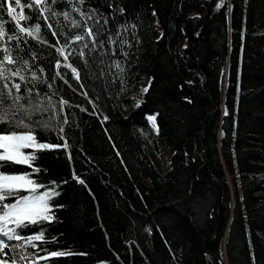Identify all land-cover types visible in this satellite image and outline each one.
<instances>
[{
  "label": "trees",
  "instance_id": "obj_1",
  "mask_svg": "<svg viewBox=\"0 0 264 264\" xmlns=\"http://www.w3.org/2000/svg\"><path fill=\"white\" fill-rule=\"evenodd\" d=\"M219 2L89 0L81 11L96 8L106 16L108 33L89 51L91 38L75 30L89 46L84 59H69L80 88L51 47L57 39V47L65 43L52 31L74 34L68 24L81 19L71 10L75 0L51 9L69 12L68 21L44 13L52 29L22 0L29 19L21 23L39 22L48 44L22 37L21 55L42 56L37 63L48 69L45 76L56 70L49 61L61 59V74L76 89L59 78L54 83L72 104L60 114L75 122L71 131L66 126L69 149L38 152L35 162L47 169L34 174L39 183L59 185L51 202L63 207L53 209L56 219L44 236L57 237L44 245L48 251L69 254L56 264H264V0H224L216 9ZM0 19L6 34L16 31L6 12ZM71 48L81 50L76 42ZM146 77L151 82L137 105ZM148 115H156V133ZM163 147L172 151L165 170L157 159ZM21 169L31 171L23 165L0 170ZM30 249L31 257L46 255ZM4 251V258H15Z\"/></svg>",
  "mask_w": 264,
  "mask_h": 264
},
{
  "label": "snow or ice",
  "instance_id": "obj_2",
  "mask_svg": "<svg viewBox=\"0 0 264 264\" xmlns=\"http://www.w3.org/2000/svg\"><path fill=\"white\" fill-rule=\"evenodd\" d=\"M88 2L89 0H75V6L71 9L73 12L79 13L81 17L80 20L71 19L68 24V28L74 34H69L63 28L59 34L52 31L53 36L62 35L65 37L64 44L57 47L56 45L60 43L57 39L56 44L51 47L60 57H63L64 67L71 69L80 88H83L84 85L79 83L78 68L74 67L69 59L70 56L75 57L77 61L84 59V49H88L89 46L84 43L85 36L75 30L82 28L87 37L91 38L92 45L89 51L94 50L97 44L103 45L104 41L100 37L103 33H108L106 28L108 18L106 16L101 17L96 8H90L89 12L81 11L80 6ZM60 3L73 5L74 0H51V3L48 0H29L27 7L37 14V21L43 19L45 27L52 29L53 26L51 23H47L48 16L44 13L51 11L56 4ZM223 3L224 0H220L216 4V9H220ZM23 7L22 0H0V13L6 12L11 21L15 22L16 29L11 34H6L5 22L0 19V169L11 165H23L31 169V171L21 169L14 172L0 170V237H3L0 238V264H16L15 258L11 260L4 258L8 255L4 251L5 247L11 250L13 241L17 242L18 248L26 249L30 246L32 249L39 248L46 252L45 256H35V261L28 260V264H35L36 261H44L45 264H48L49 260H51V264H56L57 258L69 254L61 251H48L44 245L55 244L57 237L53 235L46 240L44 236L47 226L56 219L53 209L63 207V205L51 202L60 195L59 185L55 180H50L47 184L39 183V177L34 174L41 171L47 172V169L42 170L36 166L35 162L39 159L38 152L56 149L67 151L69 149L67 131H71L75 122L70 120L67 115L60 117V114L65 111L66 107L70 109L72 104L64 99L59 89L54 88V83L59 78L72 91H76V89L61 74V59L56 58L54 61H49V65L54 66L56 70L50 76H45L42 74L48 69L42 63H37L38 60L43 59L42 56H37L35 52H31L28 58L21 55L24 52L21 47L22 37H24V43H27L26 37H32L48 44V41L41 35L39 22L29 27L23 26L21 22L29 19L24 14ZM109 8H113V6L109 5ZM228 8L231 9L232 5L229 4ZM119 11L123 12L124 10L120 8ZM51 15L53 17L63 15L65 21H68L70 17V13L67 11L62 13L51 11ZM89 21L96 25L95 30L89 25ZM116 34L119 35V32ZM108 39L109 42H112L110 34ZM10 42L15 43V48ZM74 42L81 46V50L78 52L71 48ZM113 63L119 67L118 62L114 61ZM85 64L87 65V60H85ZM142 91L147 92L148 86H145ZM81 95L87 97L88 94L84 92ZM53 96H58L59 99L54 102ZM89 103L92 101L89 100ZM136 103L138 105L140 102ZM76 107H80L81 111H87L80 105H76ZM225 114H227V110H225ZM57 117H60V120H57ZM103 119L107 120L108 117L104 116ZM147 119L153 122V127L158 131V127L155 125L156 117L149 115ZM221 134L223 135V133ZM52 136L63 140V143L47 142ZM25 149H30V151H25ZM68 159L71 160L70 152ZM72 175L76 182L81 185L85 184V181L77 176L75 171ZM64 183L66 181H60V184ZM31 229L38 230L31 231ZM25 232L28 234L24 235ZM24 258L22 257V259Z\"/></svg>",
  "mask_w": 264,
  "mask_h": 264
},
{
  "label": "rangeland",
  "instance_id": "obj_3",
  "mask_svg": "<svg viewBox=\"0 0 264 264\" xmlns=\"http://www.w3.org/2000/svg\"><path fill=\"white\" fill-rule=\"evenodd\" d=\"M149 81H150V77H146L144 82L141 84L140 92L137 94V97H136V99L138 101H141L143 99V95H144L145 92H143L142 89L145 86H148ZM148 123H149V125L152 128V132L156 133L157 130H156L155 127H153V124L150 123L149 121H148ZM171 154H172V151L169 148L163 147L161 149V152L159 153V155H157V159L160 162L161 167L163 168V170L167 169V167L169 165V162H170ZM11 250H12V252H13L18 264H28V260L35 261V257H31L32 256V250L30 249V247H28L26 249L22 248L21 251L20 250L17 251L16 250V245H12V249ZM22 257H27V258L22 259ZM28 257H29V259H28Z\"/></svg>",
  "mask_w": 264,
  "mask_h": 264
},
{
  "label": "water",
  "instance_id": "obj_4",
  "mask_svg": "<svg viewBox=\"0 0 264 264\" xmlns=\"http://www.w3.org/2000/svg\"><path fill=\"white\" fill-rule=\"evenodd\" d=\"M201 13V12H200ZM202 15H206V13H201ZM179 48V47H178ZM176 54L178 55V51L176 52Z\"/></svg>",
  "mask_w": 264,
  "mask_h": 264
},
{
  "label": "bare ground",
  "instance_id": "obj_5",
  "mask_svg": "<svg viewBox=\"0 0 264 264\" xmlns=\"http://www.w3.org/2000/svg\"><path fill=\"white\" fill-rule=\"evenodd\" d=\"M148 121H149V120H148ZM149 122L153 124V122H152V121H149ZM155 124H156V122H155Z\"/></svg>",
  "mask_w": 264,
  "mask_h": 264
}]
</instances>
